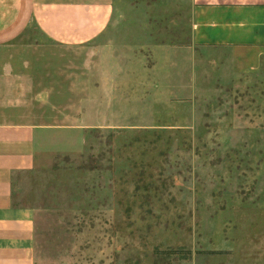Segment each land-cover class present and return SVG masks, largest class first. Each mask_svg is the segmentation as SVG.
<instances>
[{"label": "rangeland", "instance_id": "1", "mask_svg": "<svg viewBox=\"0 0 264 264\" xmlns=\"http://www.w3.org/2000/svg\"><path fill=\"white\" fill-rule=\"evenodd\" d=\"M103 43L31 26L0 49L27 59L25 111L48 130L15 182L37 247L55 264H264V49L172 63L110 58Z\"/></svg>", "mask_w": 264, "mask_h": 264}, {"label": "crops", "instance_id": "2", "mask_svg": "<svg viewBox=\"0 0 264 264\" xmlns=\"http://www.w3.org/2000/svg\"><path fill=\"white\" fill-rule=\"evenodd\" d=\"M121 13L123 39H112ZM31 26L58 45L103 41L98 53L106 50L110 58L122 52L175 63L196 48L264 49V0H0V49ZM26 63L25 57H0V264H55L37 247L34 207L16 199L15 182L35 171L39 136L48 131L25 111L21 96L30 92L20 88L28 79L20 71Z\"/></svg>", "mask_w": 264, "mask_h": 264}]
</instances>
